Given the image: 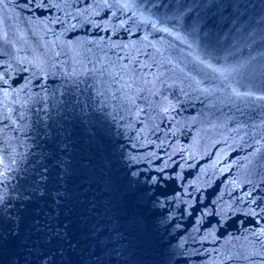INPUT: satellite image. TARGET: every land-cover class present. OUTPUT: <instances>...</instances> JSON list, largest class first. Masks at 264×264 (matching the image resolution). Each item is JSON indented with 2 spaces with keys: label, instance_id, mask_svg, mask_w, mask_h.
<instances>
[{
  "label": "water",
  "instance_id": "water-1",
  "mask_svg": "<svg viewBox=\"0 0 264 264\" xmlns=\"http://www.w3.org/2000/svg\"><path fill=\"white\" fill-rule=\"evenodd\" d=\"M0 194V264H264V0H0Z\"/></svg>",
  "mask_w": 264,
  "mask_h": 264
},
{
  "label": "snow or ice",
  "instance_id": "snow-or-ice-1",
  "mask_svg": "<svg viewBox=\"0 0 264 264\" xmlns=\"http://www.w3.org/2000/svg\"><path fill=\"white\" fill-rule=\"evenodd\" d=\"M165 30H166V29H165ZM189 47H191V45H189ZM205 53H206L207 55H210V53L208 52L207 48L205 49ZM195 59H197V60L199 61L200 64H204V60L201 59L199 56L195 57ZM206 66H207V67H211V65H206ZM240 67H242V65L239 66V67H235V68H233L232 70H233V71H239V70H240ZM213 70L216 71V69H213ZM45 171H47V169H45ZM66 171H67V169L65 168V169L63 170V172H66ZM132 175L135 176V175H137V174H136V173H132ZM43 179H44L45 181H47V180H48V176L45 175V176L43 177ZM40 194H43V191H42ZM3 200H4V197H3L2 194H0V203H3ZM42 264H46V260H45V261H42Z\"/></svg>",
  "mask_w": 264,
  "mask_h": 264
}]
</instances>
